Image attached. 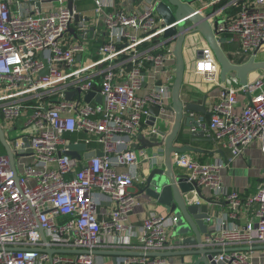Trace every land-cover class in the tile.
<instances>
[{"label": "built area", "instance_id": "built-area-1", "mask_svg": "<svg viewBox=\"0 0 264 264\" xmlns=\"http://www.w3.org/2000/svg\"><path fill=\"white\" fill-rule=\"evenodd\" d=\"M135 3L126 10L116 0H94L93 18L76 20L84 14L68 8L67 0H0V127L14 156L12 167L5 149L0 151V264H103L93 251L178 249L172 215L146 214L133 234L137 243L122 235L139 204L132 191L136 168L154 155L138 148L137 137L164 139L158 122L146 124L148 107L160 108L167 130L173 122L174 41L164 38L168 26L156 11L158 0ZM233 7L236 12L228 13ZM198 12L211 22L222 17L218 40L230 48L233 63L264 55V0H209ZM195 52L193 71L220 93L207 116H190L228 156L201 162L174 152L171 161L204 197L227 203L218 213L212 208L215 223L202 242L221 250L214 258L264 264V249H253L264 245V181L241 194L226 187L220 174L248 144L257 142L264 154V71L245 85L234 74L221 82L203 40ZM89 91L94 94L87 101ZM239 94L246 95L243 106ZM19 122L20 133L9 140L5 130L10 133ZM70 143L85 144L80 159L68 154ZM88 151L94 156L84 158ZM184 198L191 205L206 203L195 188ZM104 204L110 208L102 213ZM45 247L70 252L49 255ZM162 262L146 255L123 260Z\"/></svg>", "mask_w": 264, "mask_h": 264}, {"label": "water", "instance_id": "water-1", "mask_svg": "<svg viewBox=\"0 0 264 264\" xmlns=\"http://www.w3.org/2000/svg\"><path fill=\"white\" fill-rule=\"evenodd\" d=\"M68 8L75 7L74 0H67ZM191 1L187 0H158L156 11L163 18L166 26H168L163 35L164 38L174 41L173 53L175 57V78L172 84L171 108L173 112V122L171 128L167 130L164 125L166 117L160 114V108L157 106H149L150 117L146 120L148 126H154L158 123L157 132L164 136L163 140H151L143 133L137 137L138 148L148 149L151 154H154L151 159V166L148 173L143 178V185L140 188V193L146 194L150 199L159 203L167 215L175 217V226L173 227L172 237L173 244L178 246L177 250L159 251V252H133L128 250H95L96 255H126V256H141L157 257L165 259L167 257L179 256L185 264H226L225 261L214 258V254L220 253V249L216 247H208L202 244L203 238L209 235V232L215 223V216L212 214V205L216 201L212 198H206L202 195L201 189L195 183H189L184 173L177 171L171 161V155L174 152H192L199 150L185 144L186 141H192L199 138H204L205 134L199 129V125L194 116L189 113L195 112L201 115H208L205 107V100L201 103L183 102L181 99V87L185 76V53L184 48L190 37L197 35L200 40H203L213 52L215 59L219 65L220 81L224 82L227 75L234 74L241 85L248 82L249 76L255 71H264V59L255 61L250 58L244 63H233L221 47L218 40L217 25L218 22L210 21L208 17L198 12ZM39 6V2H36ZM174 8V9H173ZM87 20L85 15H76L75 19L79 18ZM68 31L73 33V28ZM200 54V51H198ZM94 93L89 91L86 95V100L89 101ZM68 99H72L73 93L68 92ZM98 102L101 101V96H98ZM192 126H196L197 130L190 131ZM188 128V131L186 130ZM26 140V139H25ZM0 144L5 149L10 158V164L13 167L14 156L9 148L5 134L0 127ZM70 156L80 159L79 151L86 149L83 143H70L68 145ZM157 149V150H156ZM162 150V152H161ZM158 152L163 154L162 164L157 162ZM94 156L93 151L84 153V158ZM196 189L197 194L204 198L206 203L201 205H191L184 198L185 193ZM42 239L46 238L42 234ZM180 246H184L180 249ZM238 249L246 250L248 247H239ZM253 249H264V245L253 246ZM43 252L49 255L55 252L68 253L70 250L52 249L45 247ZM186 257H189L186 259Z\"/></svg>", "mask_w": 264, "mask_h": 264}, {"label": "crops", "instance_id": "crops-1", "mask_svg": "<svg viewBox=\"0 0 264 264\" xmlns=\"http://www.w3.org/2000/svg\"><path fill=\"white\" fill-rule=\"evenodd\" d=\"M92 7L90 9L77 8L78 12L83 13L88 18H93L94 14V0ZM122 8L126 10L132 9L134 5H136V0H116ZM202 1V2H201ZM209 0H199L200 5L196 6L194 2L191 4L196 8L200 9L206 5ZM208 11V9H207ZM227 17L223 18L224 20ZM216 20V19H215ZM217 20H222L221 18H217ZM100 27V28H99ZM100 23L96 26V29L101 31ZM197 35H193L190 37L189 41L186 43L184 48L185 53V76L183 80V84L181 87V99L183 102H195L201 103L204 101L205 97V107L206 111H209L211 106L218 101V96L220 93L219 86L211 83H206L203 79L197 75L194 69V63L196 59L195 52L197 48L202 47V40L198 39ZM197 42V44H196ZM230 49V48H229ZM223 50L225 53H228V50ZM229 58H232L229 55ZM264 59V55L260 56V60ZM260 73H251L249 76V80L255 78ZM231 75V74H230ZM238 105L243 106L247 100L246 95L243 94L238 95ZM190 114V113H189ZM197 116L201 115L195 113ZM207 116V115H203ZM188 131V128H186ZM185 144H188L191 147H195L199 150L188 152L190 157H193L197 161L201 162H211L212 160H222L225 161L228 156V150L224 149L220 143H218L214 137L212 136H204V138H199L192 141H186ZM157 150V149H156ZM97 152H101V147H97ZM150 152V151H148ZM151 153V152H150ZM254 155V158H249ZM252 160V161H251ZM157 162H160V159H157ZM159 164H162L161 162ZM151 166V162L142 160L139 162L136 168V180L134 186L132 187V191L138 196L139 204L134 208L130 215V229L125 231L122 235L125 237H131V241L133 243H137V238L134 236V233H137L143 217L149 212L153 211L155 213H162L166 215L163 207L156 203L153 199H150L146 194L140 193V188L143 185V178L148 173L149 167ZM221 179H223L224 185L229 189H234L239 191L241 194H246L256 189V187L264 181V154L259 149V144L257 142H253L248 144L242 151L241 155L234 157L229 165L221 170ZM216 202L212 205H209V209L219 212V210L226 209L227 203L222 199H214ZM205 202V201H204ZM104 208L101 211L102 213L108 211L110 206L108 204L103 205ZM106 209V210H104ZM172 235V234H171ZM184 246H180V249H183ZM126 255H98L97 262H102L103 264H123V260ZM189 257H186L188 259ZM182 259L177 257H167L163 259V262L160 264H185ZM259 262V261H258ZM261 263V262H259Z\"/></svg>", "mask_w": 264, "mask_h": 264}, {"label": "rangeland", "instance_id": "rangeland-1", "mask_svg": "<svg viewBox=\"0 0 264 264\" xmlns=\"http://www.w3.org/2000/svg\"><path fill=\"white\" fill-rule=\"evenodd\" d=\"M19 1H23V0H19ZM75 1V3H76V5H77V8L79 9V8H83V9H90L91 7H92V4H93V1L92 0H74ZM188 1V0H187ZM189 1H191V2H194L195 3V5L196 6H199L200 5V3L202 2H200L199 3V0H189ZM54 6H56V4H54ZM57 7V6H56ZM55 7V8H56ZM174 9V8H173ZM216 22H218V20L216 19L215 20ZM199 39V38H198ZM196 44H197V42H196ZM91 51V50H90ZM260 71H255V72H253V73H259ZM159 123V122H158ZM156 125H158V124H156ZM21 127V123L19 122L18 123V125H17V127L15 128V129H11V131H10V133H8L7 132V130H5V133H6V135L8 136V139L10 140V138H13V137H16L17 136V134H19L20 133V130H19V128ZM0 151L3 153L4 152V149L2 148V147H0ZM249 158H254V155L252 156H250ZM252 161V160H251Z\"/></svg>", "mask_w": 264, "mask_h": 264}, {"label": "trees", "instance_id": "trees-1", "mask_svg": "<svg viewBox=\"0 0 264 264\" xmlns=\"http://www.w3.org/2000/svg\"><path fill=\"white\" fill-rule=\"evenodd\" d=\"M237 8H238V7H233V8H231V9H228L227 12H228V13L231 12L232 14H234V13L236 12ZM221 47H222V49H223L224 51L226 50V46H225V45H221Z\"/></svg>", "mask_w": 264, "mask_h": 264}]
</instances>
